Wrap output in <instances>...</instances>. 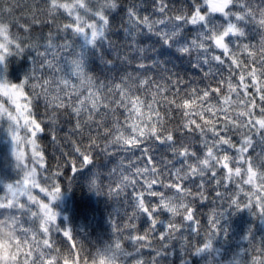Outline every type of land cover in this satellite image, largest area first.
<instances>
[{
    "label": "snow or ice",
    "instance_id": "obj_1",
    "mask_svg": "<svg viewBox=\"0 0 264 264\" xmlns=\"http://www.w3.org/2000/svg\"><path fill=\"white\" fill-rule=\"evenodd\" d=\"M205 257L264 264V0H0V264Z\"/></svg>",
    "mask_w": 264,
    "mask_h": 264
},
{
    "label": "trees",
    "instance_id": "obj_2",
    "mask_svg": "<svg viewBox=\"0 0 264 264\" xmlns=\"http://www.w3.org/2000/svg\"><path fill=\"white\" fill-rule=\"evenodd\" d=\"M156 39V38H153ZM147 42V41H146ZM159 50V49H158ZM65 215L68 216V223L80 230L92 235L103 232L106 227L108 212L111 211V204L105 196H99L95 192H89L86 186L79 183L65 191ZM251 218L247 213L236 214L228 218L229 239L221 238L216 242L219 253L213 255L220 259L225 252L230 254V245L239 242L238 229L247 227V221ZM205 257L200 264H204Z\"/></svg>",
    "mask_w": 264,
    "mask_h": 264
},
{
    "label": "rangeland",
    "instance_id": "obj_3",
    "mask_svg": "<svg viewBox=\"0 0 264 264\" xmlns=\"http://www.w3.org/2000/svg\"><path fill=\"white\" fill-rule=\"evenodd\" d=\"M66 195H64L62 201L60 202L61 208L64 210L65 212V203H66Z\"/></svg>",
    "mask_w": 264,
    "mask_h": 264
}]
</instances>
